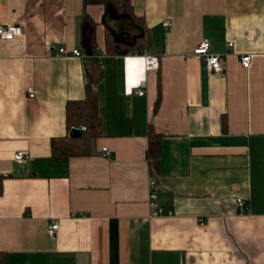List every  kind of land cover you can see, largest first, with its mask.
Returning <instances> with one entry per match:
<instances>
[{
	"label": "crops",
	"instance_id": "1",
	"mask_svg": "<svg viewBox=\"0 0 264 264\" xmlns=\"http://www.w3.org/2000/svg\"><path fill=\"white\" fill-rule=\"evenodd\" d=\"M132 6L147 29L144 50L107 54L103 8L88 6L97 27L87 58L82 0H0V25L22 29L0 40V264H264V0ZM202 41L222 74L193 55ZM144 52L158 57V72L146 71ZM92 60L102 134L87 155L58 162L50 139L66 133V103L85 98ZM150 127L162 134L155 217Z\"/></svg>",
	"mask_w": 264,
	"mask_h": 264
},
{
	"label": "trees",
	"instance_id": "2",
	"mask_svg": "<svg viewBox=\"0 0 264 264\" xmlns=\"http://www.w3.org/2000/svg\"><path fill=\"white\" fill-rule=\"evenodd\" d=\"M82 3L83 12L79 20V47L85 57L92 58L96 50L97 23L86 13L85 9L88 6L103 8L101 24L105 30L107 54L123 56L144 50L147 29L143 19L134 13L132 0H82ZM94 64L95 61L92 60L85 67V98L66 103V133L50 139L51 157L58 162L67 161L74 156L87 155L92 139L102 134L96 92L101 73L99 67ZM158 71L159 67L156 72ZM160 99L161 88L158 77L154 110H157ZM81 126H84L85 130H80V135H73V131ZM161 138L162 134L154 131L152 127L149 128L146 157L151 176H156L159 172Z\"/></svg>",
	"mask_w": 264,
	"mask_h": 264
},
{
	"label": "built area",
	"instance_id": "3",
	"mask_svg": "<svg viewBox=\"0 0 264 264\" xmlns=\"http://www.w3.org/2000/svg\"><path fill=\"white\" fill-rule=\"evenodd\" d=\"M172 26L170 20H165L162 23L164 29H168ZM22 36V29L20 26L15 24L0 25V40L2 41H11L13 39L19 38ZM228 48L232 47V43H228ZM64 50L59 51V55L63 54ZM72 55L74 57H80L81 54L78 50H73ZM193 55L201 57L204 61L205 68L210 75H220L225 71L224 63L221 61L218 55L212 54L210 52V45L206 41L200 42L194 49ZM144 65L146 71H157L159 67V59L156 55H149L146 52L143 53ZM251 63L250 55H242L240 58V65L243 69H248ZM145 88L144 84L140 85L139 91H137L138 96L143 95V90ZM28 97L33 98V93L30 88L26 90ZM79 130H85L84 126L77 128ZM102 155L108 156L110 151L106 147L101 148ZM16 159L24 158V152L18 151L15 155ZM157 185L154 179V176L150 178L149 181V190H148V205L150 208V217H155L160 214H163V210L157 204ZM236 203L238 206H245V202L242 198H237ZM58 229V224L54 221L48 223L47 233L49 236H54L56 230Z\"/></svg>",
	"mask_w": 264,
	"mask_h": 264
},
{
	"label": "water",
	"instance_id": "4",
	"mask_svg": "<svg viewBox=\"0 0 264 264\" xmlns=\"http://www.w3.org/2000/svg\"><path fill=\"white\" fill-rule=\"evenodd\" d=\"M73 135H80V130H78V129H75L74 131H73Z\"/></svg>",
	"mask_w": 264,
	"mask_h": 264
}]
</instances>
